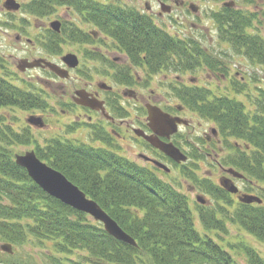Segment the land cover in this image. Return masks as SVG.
I'll list each match as a JSON object with an SVG mask.
<instances>
[{"label": "trees", "instance_id": "16d2710c", "mask_svg": "<svg viewBox=\"0 0 264 264\" xmlns=\"http://www.w3.org/2000/svg\"><path fill=\"white\" fill-rule=\"evenodd\" d=\"M23 6L38 17L52 13L58 6H67L93 24L99 32L97 38L66 21L61 32L51 31L50 43L44 41L45 46L53 51L59 39L66 37L80 43L99 40L106 44L108 37L113 47L127 57L128 64L118 63L99 50L87 54L104 65V70L98 68L101 73L129 86L136 83L132 74L135 68L143 70L148 81L162 72L183 73L201 66L221 68L222 61L217 62L197 40L171 34L149 13L119 0H26ZM259 15L264 21L263 9L251 12L222 5L213 12V19L222 41L251 63L264 67V36L254 27L256 20L261 23ZM0 67L4 68V63L0 62ZM6 76L0 74V109H48L42 89L22 88ZM238 85L234 87L237 93L245 90L246 85ZM256 89L252 109L242 100L212 95L196 84L178 79L171 85L172 93L184 107L214 122L223 148L228 151L221 163L243 173L245 192L262 199L261 203H244L212 179L193 178L214 202L198 205L203 228L228 234L230 221L264 242V88ZM114 109L122 116L128 114L124 107ZM92 130L94 139L103 140L108 147L112 145L106 131ZM32 141L29 127L18 131L12 124L0 126V239L12 248L33 241L46 252L36 258L32 254L16 256L0 251V264H238L230 250L196 228L188 196L152 168L108 147H95L81 140L52 138L45 147L38 145V157L97 201L137 245L116 239L103 223L45 192L16 163L12 146ZM76 251L83 255L70 257ZM246 254L248 264H264V257L248 245Z\"/></svg>", "mask_w": 264, "mask_h": 264}, {"label": "rangeland", "instance_id": "374dc122", "mask_svg": "<svg viewBox=\"0 0 264 264\" xmlns=\"http://www.w3.org/2000/svg\"><path fill=\"white\" fill-rule=\"evenodd\" d=\"M4 1L0 0V62L4 63L5 69L0 67V74H7L8 79L22 88L34 86L36 89H42L43 93L45 92L44 97L49 103L46 111L22 110L20 108L0 109L1 127L4 123L12 124L18 131L29 127L34 137L31 144L13 145L15 155L31 150L36 152L38 145L45 147L52 138L67 139L69 137L95 147H106V144L92 139L94 133L92 124H89V120L93 121L91 123L106 124L105 117L85 110L82 105L74 103L71 97L75 89L84 87L88 82L91 83V88H98V81L112 85L113 90L104 91V93L102 91V95L111 100L119 99L129 111L126 118L133 120H137V118L147 120L146 103L159 105L169 112L174 110L177 112L178 109L172 107L181 104V102L171 91V85H174L177 79L186 84L205 87L211 91L212 95H227L242 100L248 108L252 109L254 106L251 105V102L258 94L256 88H264V67L251 63L247 57L236 53L227 42L218 37L213 12L219 11L223 2L212 0H119L122 4L135 7L142 13H149L160 27L165 28L171 34L197 40L208 54L216 57L217 62L222 61L221 68L216 70L201 66L197 70L183 73L162 72L154 75L150 81L145 77L143 70L135 68L132 70V74L136 83L129 86L115 81L110 75L101 73L98 68L104 70V65L93 60L87 54L90 51L99 50L109 58L119 57L118 63L128 64L127 57L113 47L110 38H105L106 44H103L99 40L80 43L66 37L59 39V43L53 51L45 46L50 43L48 38L52 35L51 31H54L51 28V22L54 20H59L62 26L68 21L86 32L97 30L93 24L85 21L78 13L67 6H58L52 13L38 17L25 10L23 4L26 0H17L22 6L17 11H8L4 8ZM231 1H234L233 6L251 12L264 10V0ZM163 4L169 7V10L164 11ZM261 16L259 15L261 23H259V19L256 20L254 27L256 26L257 32L264 36V21ZM68 53L76 54L80 60L78 68L70 69L68 78H62L43 68H32L25 71L18 69L21 59L24 58L33 60L42 57L62 65V57ZM235 84H239L238 87L241 88L246 85V88L241 93H237L234 88ZM33 114L43 117V127L32 126L28 123L27 118ZM111 115H114L113 112ZM181 115L188 119L191 125L181 126L179 136H175L174 139L178 141L182 149L187 150L189 159L185 162V167H176L168 161H163L171 170L170 172L156 171L157 175L188 196L196 228L201 233L206 232L208 236H212L230 250L238 264H248L246 245L254 248L259 255L264 257V242L257 240L237 224L227 221L228 234L203 228L198 210V205L203 203L197 201V196L202 195L208 199L209 204L213 205L214 202L210 195L196 186L193 178H197L199 181L209 178L219 183L224 174L221 167H228L221 163L228 151L223 148L222 142H218L221 136L216 137L212 134V129L216 127L212 120L203 118L188 108L181 111ZM207 136L211 137L210 140L207 139ZM116 142L118 145L114 144V148L117 149L116 152L119 155L145 165V161L138 158L139 154H147L143 140L132 138L129 142L130 146L122 141ZM233 180L234 184L245 192V181L236 177ZM234 196L239 200L235 194ZM4 243L5 241L0 239V251H2L1 246ZM230 245L233 249L229 247ZM43 251L46 252L45 248L39 244L35 245L33 241L13 248V254L16 256L32 254L38 258L42 256ZM81 254L82 252L76 251L69 256L77 258ZM62 256L65 257V255Z\"/></svg>", "mask_w": 264, "mask_h": 264}, {"label": "water", "instance_id": "95a60500", "mask_svg": "<svg viewBox=\"0 0 264 264\" xmlns=\"http://www.w3.org/2000/svg\"><path fill=\"white\" fill-rule=\"evenodd\" d=\"M225 4L231 6L234 5V2H227ZM3 5L10 11H16L20 8V3L16 0H5ZM162 9L166 11L169 10V7L163 4ZM51 27L56 31H60L61 22L59 20H54L51 22ZM62 60L69 68H75L79 64L78 56L73 53L64 55ZM38 67L48 68L62 78H67L69 76L68 69L45 58H34L33 60L24 58L21 59L20 64L18 65V68L21 71ZM99 85L105 89L111 88L107 86L105 82H102ZM81 91L82 90L76 91L74 100L77 103L91 107L92 109L101 110L108 117L104 101L99 100L96 97L89 98L87 93ZM146 107L148 110V124L155 134L147 135L139 129L135 130L136 133L138 135H143L144 138L147 139L153 146L162 150L175 161L179 163L186 161L187 156L177 146H175L172 142L161 140L160 136L170 138V136L178 130V124L183 122L186 123L187 121L180 117L170 115L156 105L147 104ZM27 121L35 126H44L42 116L31 115ZM212 132L215 135L217 133L215 128L212 129ZM153 161L160 167L169 170L165 164L156 160ZM16 163L24 167L29 176L49 195L75 209L86 212L93 216L96 220L101 221L104 224L106 231L116 239L122 240L134 246L137 245L136 240L129 233H127L95 200L88 198L86 193L69 180L64 173L43 162L34 150L27 151L24 154H17ZM227 171L235 177H243L242 173L233 168H229ZM220 183L222 187L230 193H238L239 191L238 187L228 177L221 178ZM238 198L244 203L262 202V199L259 196L253 194L243 193L240 194ZM197 200L203 204L207 202L202 195H198ZM1 249L7 252L13 251L12 245L8 243H4L1 246Z\"/></svg>", "mask_w": 264, "mask_h": 264}, {"label": "flooded vegetation", "instance_id": "af4514ba", "mask_svg": "<svg viewBox=\"0 0 264 264\" xmlns=\"http://www.w3.org/2000/svg\"><path fill=\"white\" fill-rule=\"evenodd\" d=\"M117 59H119V57ZM59 65H61V64H59ZM61 66L67 67L66 64L63 63V61H62ZM98 82H97L98 88H91V83L88 82L84 85V87H82L80 89H75L74 94L71 96L72 100L74 101V99H75L76 91L82 90L81 92L87 93L89 98H93L96 96L99 99L104 100L105 105H106V109L111 113L115 110L114 107H118V104H120L119 99H112L111 100V99L105 98L102 95L105 90L100 88ZM102 91H103V93H102ZM83 107L85 108V110H88L89 112H92L94 114L103 115L102 112L99 110H93V109L86 107V106H83ZM172 108H175V109L177 108L178 109L177 112H175L176 110H174V109H173L174 111H172V112H169L164 108L163 109L166 112H169L172 116L183 118L187 122L186 123L183 122L184 124L180 123V125L178 126V130L174 134H172L170 136V138H167L164 136H162L161 138L164 141L173 142L176 146H178L182 150V152H184L187 155V157L189 159V155L187 154V150L182 149L181 145L178 143V141L176 139H174L175 136H179V134H180L179 131H180L181 126L191 125L190 121L188 119H185V117L181 115V111L185 110L186 107H184L183 105L177 104V105H175V107H172ZM114 115H111V117H109V118H106L103 115V117H105L104 120H105L106 124L91 123V122H93L92 120H89V122H90L89 124H92V126H91L92 128H97L98 130L106 131L108 141L112 145H114V144L118 145V143L116 141H118V142L122 141V142L129 144V142L131 141L132 138L133 139L135 138L139 141L143 140L144 146L147 147V148L145 147L147 154H144V153L139 154L138 158L144 160L145 165L148 164L147 166L157 168V166L150 159L158 160L161 162L168 161L172 165L175 166L174 160H172L170 157L166 156L164 153L160 152V150H158L157 148L153 147L149 142H147L144 139V137L142 135L136 134V132H135L136 129H139L141 132H144L145 134H149V135L152 134V129L149 127L147 120H144V119L142 120V118L141 119L137 118V120L129 119V118H126L125 116L120 115L119 112H116ZM213 135L216 136L215 134H213ZM210 138H211L210 136H207L208 140H210ZM97 141L102 143V141L100 139H97ZM218 142H221V139H219ZM129 146H130V144H129ZM182 165H184V164H177L176 167H180ZM221 168L224 172V174L221 177H223V176L232 177L226 170H224V167H221ZM157 169L162 170V168H160V167H158ZM233 178H235V177H232V179ZM242 192L243 191H241V189H240L239 193H242ZM235 195L237 196V194H235Z\"/></svg>", "mask_w": 264, "mask_h": 264}]
</instances>
